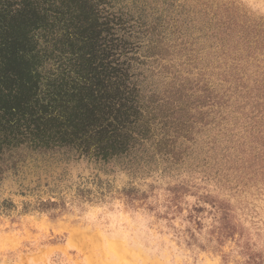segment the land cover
Instances as JSON below:
<instances>
[{
    "label": "trees",
    "instance_id": "16d2710c",
    "mask_svg": "<svg viewBox=\"0 0 264 264\" xmlns=\"http://www.w3.org/2000/svg\"><path fill=\"white\" fill-rule=\"evenodd\" d=\"M209 61L221 92L214 87L208 105L203 85L191 109L216 105L218 124L231 114L235 140L219 155L232 151L242 179L262 177L264 22L185 0H0V174L44 155L132 171L156 155L171 164L183 154L194 160L196 148L184 142L196 144L209 121L185 115L183 102ZM167 63L177 69L159 90L153 66L168 70ZM187 188L168 189L169 207ZM246 264L261 259L249 254Z\"/></svg>",
    "mask_w": 264,
    "mask_h": 264
},
{
    "label": "rangeland",
    "instance_id": "374dc122",
    "mask_svg": "<svg viewBox=\"0 0 264 264\" xmlns=\"http://www.w3.org/2000/svg\"><path fill=\"white\" fill-rule=\"evenodd\" d=\"M185 1L213 10L226 5L239 16L264 22V0ZM153 67L161 72V78L153 76L161 90L177 68L170 63L163 66L168 70ZM201 78L198 86L187 84L192 91L183 102L185 115L205 114L203 121H209L196 124V131L203 125L196 144L184 142L196 148L192 161L183 154L171 164L156 155L150 165L132 171L44 155L19 162L16 171L3 168L0 264H246L249 254L264 264V176L242 179L244 169L233 163L231 150L221 159L236 131H231V114L220 124V118L213 121L218 107L208 105L214 87L220 93L221 86L212 61ZM203 85L208 105L191 109ZM204 158L206 164L199 162ZM174 185L188 187L179 194L177 208L169 207L168 189ZM47 201L59 206L37 209Z\"/></svg>",
    "mask_w": 264,
    "mask_h": 264
}]
</instances>
